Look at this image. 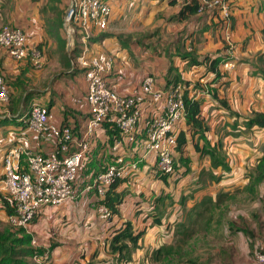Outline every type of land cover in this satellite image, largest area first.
Masks as SVG:
<instances>
[{
	"label": "crops",
	"instance_id": "obj_1",
	"mask_svg": "<svg viewBox=\"0 0 264 264\" xmlns=\"http://www.w3.org/2000/svg\"><path fill=\"white\" fill-rule=\"evenodd\" d=\"M40 1L8 0L5 6L0 8V18L3 17L8 24L23 30L30 46L37 45L42 49L43 59L47 63L45 71L48 73L39 74L38 70H34L29 75L27 74L29 66L24 61L15 64V61L4 52L0 54L1 73L6 74L8 78L15 79L17 77L16 80L10 81L20 84L27 82L26 91H36V94L30 97V102L40 103L39 98H44L47 101V103L44 102V105L49 108L54 121L73 125V135L77 137V134L83 132L87 116L84 101L85 83L81 74L78 73L71 76L75 82L68 84L66 93L58 91L59 84L56 82H53L55 86H47L51 85L52 76L57 75L58 72L63 74L66 72L61 55H57L55 52L53 38L47 36L44 30L42 14L39 12L40 5H38ZM108 1L111 12L104 31L111 34L106 39L94 42L92 48L113 56V72L108 77V83L119 94H127L137 88L141 78L148 74L153 77L154 84L158 88L164 85L167 60L165 57H157L153 53V43L149 44L147 38L140 36L142 38L139 39V35L133 33L136 30L139 31V28L149 27V24L155 20L157 24L166 22L168 26H173L169 28V32H171L165 35L168 41L179 38L180 40L185 39L184 44L192 42L197 55H214L221 51L226 44L223 30L217 29L216 19L210 17L209 13L195 14L180 21L170 20V17L178 12L183 0ZM228 1L232 28L228 34L230 48L227 51V56L234 61H230V67H224L223 64L218 65V70L224 75L225 83L224 86L216 87V99L208 94L210 88L214 86L205 84L210 79V75L204 76L201 72L196 73L198 68L184 69V63L176 56H171L173 65L177 67L184 80H196L203 85V92H200V109L202 115L208 119L206 138L210 144L221 143V149L229 167L227 172H221L219 168L212 170L214 174L222 173L223 176L219 182L208 185L212 188L210 194L246 184L245 173L260 156L261 147L264 145V127L246 129L240 124L241 116L248 115L252 110L264 113V81L259 75L253 74L255 70L253 62L257 55L264 51V34L262 33L264 29V0ZM118 19L120 21L125 19V24L137 22L133 29H129L132 33L123 35L129 36L128 47L122 48L115 36L118 35L117 29L122 26ZM100 32L95 31L93 35L96 36ZM60 34L61 31L58 28V35ZM135 41H139L141 46L149 45V47L143 50ZM13 65L16 70H12ZM17 66H21V68L18 69ZM54 70L55 73H52ZM22 77H27L29 83L25 79L20 80ZM219 99L225 101V108L220 104ZM7 113L8 116L11 115L10 112L7 111ZM233 113L239 116L235 117ZM144 117L145 110L140 114V121ZM96 133L98 135L97 143L86 163V169L90 172L98 170V167L109 162L111 157L109 146L112 145L113 140L109 138L107 128L102 127ZM12 145H20L39 153H46L54 148V143L48 134L33 135L27 130L23 115L15 119V122L8 119L6 123H0V194L5 193L1 174L2 157L5 149ZM116 153L122 155L125 161H130L137 158L142 151L141 148L135 150L124 146ZM187 155L189 173L182 176L174 185H164L161 181L155 180L151 167H149L153 163L147 158L143 160L147 162L148 167L140 163V168L135 172L137 173L136 178L131 185L136 187L121 183L117 188L118 190L129 189L128 192H125L120 205V217L123 220H129L135 229H144V233L138 240L139 248L134 251L132 262L129 264H147L151 251L170 243L176 225L187 220V216L184 217L181 214L172 220L174 228L170 225L172 221L168 219L165 221L164 218H161V224L157 226H152L149 218L143 220L153 211L154 204H152L151 197L165 193L172 195L177 192V198H179L180 195L188 194L192 190L194 179L197 178L199 172L202 169H208L207 156H200L189 144L187 145ZM187 180H190V186H192H189L190 191L184 193L185 188L182 189V184ZM170 185L173 186V191L168 190ZM259 192V196L264 195V190ZM198 197L199 193H194V198L186 200L183 207L177 204L179 213L189 209ZM94 200V193L89 191L81 194L77 199L67 200L58 206L43 207L35 220L28 225L26 232L35 239L39 247L48 249L51 244H54L50 252L52 264H78L89 258L92 260L107 259V255L102 250V243L109 235V226L117 220L116 217H113L111 221L98 219L95 210L91 207ZM175 202L174 200L172 204L174 211L177 209ZM259 204L260 202L256 201L253 203V207H258ZM260 206V220L264 235V200ZM172 207L168 206L166 211ZM233 242L238 247H236L237 250H241V253H235L236 259L238 260V255H240V259H247L244 254L248 252V247L244 237L238 234ZM94 253L96 256L91 258ZM233 264L238 263L233 262ZM240 264H243L242 261ZM253 264H256L255 260H253Z\"/></svg>",
	"mask_w": 264,
	"mask_h": 264
},
{
	"label": "trees",
	"instance_id": "obj_2",
	"mask_svg": "<svg viewBox=\"0 0 264 264\" xmlns=\"http://www.w3.org/2000/svg\"><path fill=\"white\" fill-rule=\"evenodd\" d=\"M0 2V8H2L8 0H0ZM64 5L63 0H45L44 5L39 9V12L42 14L46 35L53 38L55 42V52L57 55H61L65 72L72 76L80 73L75 67L78 46L77 43H74L73 47L70 49L65 47L66 38L61 30ZM198 5V0H183L178 12L176 15H172L170 20L176 19L180 21L189 16L198 14ZM205 12H208L210 17L216 19L215 26H217V29L220 31L223 30L221 25L222 22L218 17V12L214 9ZM229 22L230 32L232 28L231 15L229 16ZM10 27L19 28L13 25H10ZM58 28L61 31L60 35H58ZM21 31L24 33L23 30ZM262 33L264 34V29L262 30ZM110 34L111 33L109 32L101 30L96 36L92 35L89 37V50L91 52H103L94 50L92 44L98 40L106 39ZM153 34H156V31L150 34L151 37L150 35H147V37L144 36L143 38H147L148 40L155 38L156 36ZM24 36L28 49H31V47L38 48L42 53L40 47L37 45L30 46L27 43L28 38L25 33ZM115 36L122 48L128 47L129 36ZM140 38L142 37H139V39ZM184 40L176 38L162 44H159L158 40V45L152 40L150 43H153V53L157 57H165L167 60L164 85L162 88L176 83H180L182 86L184 114L182 121L177 125L176 129V139L173 147V172L169 175L161 174L154 169V164L149 167H151V172L155 180L161 181L164 185L176 184L182 176L189 173V158L187 155V145L189 144L193 150L199 153L200 156H207L209 160L208 169H202L197 178L194 179L193 188L190 193L180 195L177 200V204H179L180 207H183L186 200H191L194 198V193H199V197L194 200L191 207L182 212V215L186 214L189 219V224L185 226L183 222H179L174 229L178 234L177 240L174 243L164 244L153 249L148 257L147 264H160V262L168 264H197L198 262L199 264H233V258L237 250V246L233 242V239H236L238 234H241L244 237L245 244H247L248 247L247 254L252 260H254L255 254L260 253L264 255L263 225L260 220V204H263L264 199L262 198H264V195H258L260 190H264V145L261 147L260 156L251 165L250 169L247 170V173H245V177L247 178L246 184L210 194L212 188L208 185H213V183L219 182L222 180L223 176L222 173L214 174L212 170L219 168L221 172H227L229 167L225 161V155L221 149V143L210 144L209 140L206 138L208 119L202 115L200 109V92H203V85L199 84L198 81L196 82V80H184L177 67L173 65L171 56H176L180 59L184 63V69L190 70L191 68H198L196 73L201 72L204 76L210 75V79L205 84L207 86H214L210 88L208 94L215 99L217 98L216 87L224 86L225 83L223 81L224 75L218 70V65L234 60L227 56V51L230 48L227 44H224L223 49L216 52L214 55H197L195 54L192 42L184 44ZM135 42H138V45L141 46L139 41ZM148 47L149 45L141 46L143 50ZM106 54L110 55L107 52ZM253 64L255 66L253 74L259 75L264 81V51L257 55ZM112 72L113 68L106 76L107 81ZM7 87L9 98L8 101L4 103V107L8 108L7 111L10 112L11 115L0 117V123H6L8 119L15 122V119L24 115L28 109L31 100L30 97L33 94H36V91L34 90L26 91L27 88L16 81L8 82ZM194 92L198 93L196 98L193 97ZM219 102L225 108V101L219 99ZM47 109L49 110L48 107ZM233 115L235 117L239 116L236 113H233ZM240 124L246 129L252 127L262 128L264 127V113L252 110L248 115L241 116ZM102 127L107 128V133L110 139L113 140L118 135L117 130L112 126L103 123ZM71 128L73 132V125ZM79 135L80 134H77L76 136ZM140 163L145 164L148 167L147 162L141 160L137 163L136 171L140 168ZM101 170L102 166L100 168L98 167V170L90 172L86 169L85 165L80 176V184L85 185ZM136 174L137 173H133L130 176L112 179L109 186L105 189L104 196L100 199L95 197L94 202L103 203L110 212V217L105 221H111L113 217H116L117 221L109 226V235L102 243V250L107 255V259L92 260L89 258L87 261L78 264H129L132 262V255L134 251L139 248L138 240L144 233V229H135L129 220H123L120 217V205L122 204L125 192H128L129 189L127 188L126 191L125 188L120 190L117 188L121 183L131 185L134 178H136ZM224 178L225 176L223 179ZM151 199H153L152 204H154L153 211L148 216H145L143 220L149 218L150 224L152 226H157L161 224V218L163 217L166 208L168 206L172 207L174 200L169 193L154 196L151 197ZM256 201L260 202V204L258 207H253V203ZM238 208L244 210V212L240 210L239 213H235L234 218H231L229 215L230 212H235ZM12 212V200H10L6 192L0 194V215L5 218ZM36 216L37 214L33 217L31 222L35 220ZM252 224H254V226H251ZM194 225L197 227L201 226L203 230L197 234V236L191 235L187 232L188 228H190V232L193 231ZM199 231L200 230H198V232ZM190 237L195 238L192 242L194 247L197 244L201 245V252L206 248V251H204L205 253H196L194 247L187 243V239ZM30 238V234L21 227L12 226L8 222L1 226L0 264H38L32 261L33 258H38L40 264H52L50 261V252L54 244H51L48 249L45 250L32 245L30 243ZM197 239L203 241V243L197 241ZM183 245H185V248H183ZM260 245H262L261 250H259ZM95 256L96 253H94L91 258H94Z\"/></svg>",
	"mask_w": 264,
	"mask_h": 264
},
{
	"label": "built area",
	"instance_id": "obj_3",
	"mask_svg": "<svg viewBox=\"0 0 264 264\" xmlns=\"http://www.w3.org/2000/svg\"><path fill=\"white\" fill-rule=\"evenodd\" d=\"M61 30L66 38L65 47L77 43L75 67L84 83L86 118L83 132L75 137L70 124L56 123L46 106L32 101L25 112L24 124L33 135L48 134L54 143L52 151L33 152L20 145L5 149L1 171L5 192L12 200L13 212L5 217L12 226L27 229L33 217L46 206H58L70 199H77L90 190L96 198L104 196L105 189L114 178L135 173L137 163L149 158L154 169L161 174L173 172V147L177 125L182 121L184 104L180 83L157 87L151 75H144L137 88L127 94H119L111 88L106 76L113 68L114 58L104 52L89 50V37L95 31L104 30L110 18L108 0H63ZM197 13L218 12L229 43L230 5L228 0H198ZM14 61L29 58L37 68L43 60L39 50L28 49L24 33L19 28L0 29V53ZM73 64V63H72ZM230 67L231 62L222 63ZM74 65V64H73ZM198 96L197 92L193 97ZM8 87L0 74V103L8 101ZM145 117L140 121V114ZM2 116H8L7 111ZM117 130L118 135L109 146V162L85 185L80 184L81 173L97 143V130L102 124ZM141 148L135 160L125 161L116 153L119 149ZM91 207L100 220L110 217L108 208L99 202ZM27 231V230H26ZM30 238V243L35 244ZM262 245L259 246V250ZM40 264L38 258H33ZM257 264H264V255L254 256Z\"/></svg>",
	"mask_w": 264,
	"mask_h": 264
},
{
	"label": "rangeland",
	"instance_id": "obj_4",
	"mask_svg": "<svg viewBox=\"0 0 264 264\" xmlns=\"http://www.w3.org/2000/svg\"><path fill=\"white\" fill-rule=\"evenodd\" d=\"M108 3H109V1H108ZM38 5H40V8L44 5V0H41L39 3H38ZM204 13H208V12H202V13H200V14H198V15H204ZM200 18H203V17H201V16H199ZM119 20V19H118ZM119 22L120 23H122V26L119 28V29H117V31H118V35H125V33L128 35L129 33H132L131 31H129V29L130 28H134V25H136V23L137 22H135V23H130V24H125L124 22H125V19L124 20H122V21H120L119 20ZM124 23V24H123ZM11 25V24H10ZM10 25L5 21V19L3 18V17H1L0 18V29L1 28H3V27H10ZM171 27H173L172 25H167L166 24V22H160L159 24H157V22H156V20L155 21H153V22H151L150 24H149V27H146V28H144V29H141V28H139V31L138 30H136V32H138V33H136V32H133L134 34H136V35H139L138 36V38L140 37V36H147V35H150V34H152L154 31H156V34H153V35H155L156 37L155 38H153L152 40L155 42V44L156 45H158V40H159V44H162V43H167V42H169L168 40H167V36L165 37V35H168L170 32H169V28H171ZM127 29V30H126ZM150 37H151V35H150ZM157 37H160V39H156ZM152 40L150 41V40H148L149 41V44L152 42ZM31 49H35V50H39L38 48L36 49V48H32L31 47ZM40 51V50H39ZM1 54V53H0ZM40 54L43 56L42 57V60H43V62H42V64L39 66V67H35L32 63H31V61H30V59L29 58H25V59H22V60H18V61H15V64H18V62L20 61V62H25V64L26 65H28L29 66V73H27V74H31L32 73V71H34V70H38L39 71V74H41V73H43V72H46L45 70H46V68H47V63H46V61H45V59H43L44 58V54L43 53H41V51H40ZM5 55H7V54H5ZM8 56V55H7ZM9 57V56H8ZM10 58V57H9ZM10 59H12V58H10ZM13 60V59H12ZM14 61V60H13ZM18 67V69L19 68H21V66H17ZM12 70H16V68H15V66L13 65L12 66ZM55 73V70L54 71H52V73ZM46 73H48V72H46ZM0 74L2 75V77H3V79H4V82H5V84L7 83L8 84V82L10 81V80H16L17 79V77L15 78V79H12V77H10V78H8L7 77V75L6 74H2L1 73V69H0ZM48 76H51V75H48ZM23 79H25L26 81H28V83H29V80H28V78L27 77H22V79H20V80H23ZM47 80V79H46ZM53 82H56V84L58 83L59 85H58V91L59 90H61V91H65V93H66V90L68 89V84L69 83H71V82H75V79L73 78V77H71L69 74H63V73H59L58 72V74L57 75H54V76H52V80H51V85L49 84V85H47V86H52V85H54L53 84ZM6 84V85H7ZM22 84V83H21ZM24 86H27V82H24V84H23ZM55 86V85H54ZM39 101H41L40 103H42V104H44V102H46L47 103V101L44 99V98H39ZM8 110V108L7 107H4V104H1L0 103V115H2L3 113H5L6 111ZM184 184H182V189H184L185 188V190L183 191L184 193H187L188 191H190V187L192 186H190V184H191V182H190V180H187V181H184L183 182ZM131 186H133V188H135L136 186H134V185H131ZM190 186V187H189ZM133 190H136V189H133ZM168 190H170V191H173V186H171L170 185V187H168ZM179 190V189H178ZM178 190H176V191H178ZM127 191V190H126ZM239 191V190H238ZM182 193V192H181ZM172 196H173V199L177 202V196H178V193L177 192H174V194H172ZM243 197V196H242ZM248 198V197H247ZM175 202V206L177 207V209L174 211V209H173V207L171 208V209H169V210H167V211H165L164 212V214H163V217L162 218H164V220L165 221H167V219L168 220H170V221H172V220H175L177 217H179L182 213H179V206L177 205V203ZM235 210V209H234ZM239 210V211H238ZM240 210H242V209H236V211L234 212H230V217L231 218H234V216H235V213L237 214V213H239L240 212ZM243 212H244V210H242ZM186 215V214H185ZM185 215H184V217H185ZM199 222V221H198ZM173 221L172 222H170V225L174 228V225H173ZM184 224H185V226H187L188 224H189V219L187 218V220L185 219L184 220V222H183ZM201 223V222H200ZM199 223V224H200ZM5 224H7V222L5 221V218L3 217V216H1L0 215V227L1 226H3V225H5ZM190 230V228H188L187 229V232L189 233V234H191V235H196L197 236V234H199L200 232H202L203 230H202V228H201V226H196V225H194V230L193 231H189ZM198 230H200L199 232H198ZM208 237V236H207ZM207 237H206V239H207ZM177 238H178V234L175 232V230L173 231V236H172V239H171V241H170V243H174L176 240H177ZM194 237L192 238V237H190V238H188L187 239V243H189L192 247H194V245H192V242L194 241ZM197 241H199V242H201V243H203V241H201V240H198L197 239ZM215 242V241H214ZM34 246H36V247H38V248H41V249H43L42 247H39L38 245H37V242H35V244H34ZM183 248H185V245H183ZM216 248H218V247H216ZM238 248V247H237ZM46 250V249H45ZM194 250L196 251V253L197 252H199V254H202V253H205L204 251H206V248L203 250V252H201L202 250H201V245L200 244H197L195 247H194ZM237 253H241V250H237L236 251ZM245 255V258H247V259H240V255H238V260L236 259L237 258V255L235 254V256H234V258H233V260H235L234 262L236 263H238V264H240L241 263V261H242V263L243 264H253V260H250L251 258H250V256L247 254V253H245L244 254ZM32 261L35 263V261L32 259ZM218 263V262H217ZM154 264H156V263H154ZM157 264H159V263H157ZM160 264H168V263H165V262H160ZM197 264H199V262L197 263ZM212 264V263H211ZM219 264V263H218ZM257 264V263H256Z\"/></svg>",
	"mask_w": 264,
	"mask_h": 264
}]
</instances>
